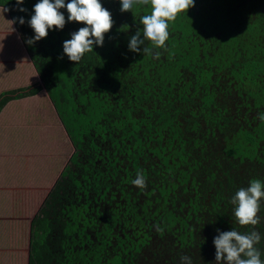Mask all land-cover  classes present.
<instances>
[{"label":"trees","instance_id":"1","mask_svg":"<svg viewBox=\"0 0 264 264\" xmlns=\"http://www.w3.org/2000/svg\"><path fill=\"white\" fill-rule=\"evenodd\" d=\"M37 2L0 0L22 38L35 35L27 21ZM100 2L114 23L103 46L78 63L63 54V42L83 23L25 40L75 146L71 164L79 152L88 155L83 172L62 171L34 213L28 263L180 264L188 255L192 264H215L217 229L259 232L255 247L264 260V198L255 226L240 225L232 204L252 179L264 183V0H194L169 22L164 48L141 46L151 55L128 48L151 6L121 12L120 0ZM59 11L67 21L66 8ZM95 160L101 167L88 170ZM138 171L146 188L131 183ZM62 177L75 188L64 187ZM98 200L112 203L105 221L98 204L94 218L86 215Z\"/></svg>","mask_w":264,"mask_h":264},{"label":"rangeland","instance_id":"2","mask_svg":"<svg viewBox=\"0 0 264 264\" xmlns=\"http://www.w3.org/2000/svg\"><path fill=\"white\" fill-rule=\"evenodd\" d=\"M4 9L0 8V264H29V223L34 213L53 185L61 180L62 171L68 168L83 172L81 167L88 155L79 152L78 162L71 164L75 146L25 47V40L32 35L22 38L8 11L7 22ZM5 41L9 44H3ZM6 90H13L9 99L3 98ZM122 154L117 153L123 166L126 160ZM88 166V170L101 167L96 160ZM62 179L64 187L70 191L75 188L73 183L70 187L68 178ZM115 184L113 181L111 190L118 195ZM96 202L90 201L86 215L94 218L98 204L100 220L105 221L112 203ZM114 231L121 237V227ZM151 242L155 244L156 239L152 238Z\"/></svg>","mask_w":264,"mask_h":264},{"label":"clouds","instance_id":"3","mask_svg":"<svg viewBox=\"0 0 264 264\" xmlns=\"http://www.w3.org/2000/svg\"><path fill=\"white\" fill-rule=\"evenodd\" d=\"M17 5H22L23 0H16ZM120 11H132L134 5H150L151 13L140 17L141 30L130 37L128 48L132 52L153 54V49L141 47L145 41H150L153 48H164L169 38V22L174 21L181 11L194 7V0H120ZM66 8L67 21L64 13L59 11ZM19 11H26L23 7ZM7 11V9H4ZM34 14L27 21L35 35L28 39V44H33L47 37L49 29L62 30L66 22L83 23L85 26L72 32L71 39L63 42V54L69 60L78 63L86 52L93 51V46H103L104 34L111 30L114 23L111 12L103 7L100 0H38L33 6ZM20 24L25 23L23 17L17 18ZM155 58H159L156 52ZM259 119L264 121V113L259 114ZM134 186L146 188V178L142 171H138L136 178L131 181ZM264 198V183L259 179H252L247 187H241L232 197L234 216L242 225L255 226L261 222L258 215L260 201ZM157 231L163 229L157 227ZM214 237L216 264H264L261 252L255 247L261 240L259 232L253 230L240 233L235 229L220 231ZM180 264H192L191 257L181 255Z\"/></svg>","mask_w":264,"mask_h":264},{"label":"crops","instance_id":"4","mask_svg":"<svg viewBox=\"0 0 264 264\" xmlns=\"http://www.w3.org/2000/svg\"><path fill=\"white\" fill-rule=\"evenodd\" d=\"M0 8L1 9H3L4 7H2V6H0ZM5 12V15H6V20H7V22H8V18H9V16H8V14H7V12L6 11H4ZM0 26H1V21H0ZM1 44V43H0ZM3 44H9L8 42H6L5 41V43H3ZM2 44V45H3ZM1 60H2V48L0 47V66H1Z\"/></svg>","mask_w":264,"mask_h":264}]
</instances>
